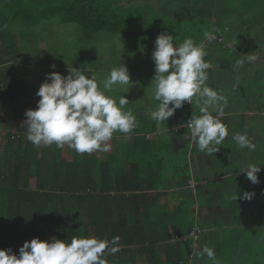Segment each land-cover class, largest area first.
Segmentation results:
<instances>
[{"label":"trees","instance_id":"obj_1","mask_svg":"<svg viewBox=\"0 0 264 264\" xmlns=\"http://www.w3.org/2000/svg\"><path fill=\"white\" fill-rule=\"evenodd\" d=\"M138 1L0 0V65L11 62L5 58L21 51L24 64L38 63V58H33L26 48L36 33L21 28L38 26L44 33L54 22L76 25L86 43L121 37L131 40L135 47H142L155 44L161 33L172 34L174 45L186 37L204 47L212 40L211 17L178 18L161 13L156 1L144 4ZM183 1L187 4L185 10L194 8L189 4L191 0ZM255 1L246 0V9ZM11 25L20 28L19 36ZM33 44L39 50L43 42L39 46ZM111 49L112 58L118 60L114 45ZM53 62L55 59L48 58L39 64L47 66ZM150 70L155 71L154 64ZM39 87L30 86L27 78H20L13 69L0 71V107L10 108L15 124L23 127L19 135L13 132L3 135L0 126V139L6 138L0 154V248H11L18 254L19 247L35 237L70 242L73 236L108 240L118 236L120 251L114 255L106 253L107 264H190L194 250L190 234L196 215L183 204L184 213L179 206L180 212L167 206H160L163 209L159 214L155 212L158 203L153 202L152 189L157 186L156 180L157 184L162 183L160 178L156 176L150 181L143 177L129 185V176L118 178L115 181L125 182L126 186L114 193L116 186L109 189L103 181L107 175L103 169L106 162L90 159L86 154L74 156L76 151L67 145L35 146L27 140L25 111L32 109L33 100L40 99L36 95ZM131 133L146 132L137 123ZM174 227L179 232L177 239L172 233Z\"/></svg>","mask_w":264,"mask_h":264},{"label":"crops","instance_id":"obj_2","mask_svg":"<svg viewBox=\"0 0 264 264\" xmlns=\"http://www.w3.org/2000/svg\"><path fill=\"white\" fill-rule=\"evenodd\" d=\"M217 1L223 5L218 10L215 9ZM245 1L213 0L208 3L209 6L214 5L209 14H203L197 8L185 10L187 4H182L183 8L179 10L181 16H209L213 21L211 35L215 37L204 49L208 52L212 41L217 47V54L211 55V59L206 58L217 72L207 70L206 83L227 99L222 122L228 128V136L219 146V151L213 154L201 152L194 141L185 138L188 129L181 125H186L191 117L190 109H193L194 115L200 114L196 97L192 104L185 101L183 107L167 121L156 122L149 115L158 104L154 98L144 93H141L144 98L129 96L123 87H114L115 98L127 97L129 103L125 110L136 116L138 125L146 133H130L126 139L125 134L116 132L107 142V151L84 153L90 159L107 163L103 168L107 173L103 181L108 183L109 189L116 186L114 193L126 186L125 182L117 183L115 180L118 178L129 176V185L136 184L143 177L152 181L157 176L162 182L157 184L155 179L154 185L157 186L152 189L153 202L158 203L157 214L163 209L160 206L180 209L184 213L182 204L195 213V225L203 231L198 238L191 236L194 250L189 257L190 264H212L206 255L196 256V252L205 245L215 250L219 264H264V0H256L248 9ZM174 12L176 10L173 9ZM248 56L253 59L247 60ZM241 58L245 60L243 66L236 67L235 62ZM112 59L106 69L97 66L96 71L103 75L124 64L130 74L144 73L151 79L154 77L155 71L150 70L152 66L135 67L119 59L113 65ZM30 65L36 67L32 63ZM224 70L230 71L227 79H224ZM236 133H246L255 144V149L239 148L232 139ZM75 155L79 154L75 152ZM249 163L261 168L257 184H253L246 178V173L239 170ZM245 191L255 193L251 200L240 199L239 196L236 201L233 200L236 192L242 195ZM183 228L186 231V226ZM172 233L176 238L179 233L176 227Z\"/></svg>","mask_w":264,"mask_h":264},{"label":"clouds","instance_id":"obj_3","mask_svg":"<svg viewBox=\"0 0 264 264\" xmlns=\"http://www.w3.org/2000/svg\"><path fill=\"white\" fill-rule=\"evenodd\" d=\"M205 37L209 34L205 33ZM206 55L203 44H197L191 37L174 45L172 34L157 36L152 52L155 74L151 84L158 104L149 115L156 122L167 121L185 101L192 104L196 97L200 114L192 115L187 124L181 126L188 129L186 139L194 141L201 152L213 154L228 136V128L222 122L227 99L206 83L207 70L211 67L205 60ZM252 59L247 57L249 61ZM244 62V58L238 59L236 67L243 66ZM130 82L124 64L113 67L99 84L95 75L87 76L75 67L66 76L57 71L48 73L36 92L40 98L37 107L25 111L23 123L27 127V140L35 146L55 144L57 148H64L67 145L78 154L107 151V142L114 133L125 134L127 139L137 125L136 116L125 110L129 103L127 97L122 95L117 100L106 94L114 86ZM232 139L241 149H255L246 133H236ZM239 170L246 173L253 184L260 182L257 175L260 166L249 163ZM254 195L249 191L242 195L236 192L233 200L238 196L251 200ZM119 239L118 236L111 240L73 236L69 242L55 237L50 240L35 237L25 241L18 254L11 248H0V264H107L106 253L114 255L120 251ZM205 255L212 264H219L212 247L205 245L196 252L197 257Z\"/></svg>","mask_w":264,"mask_h":264},{"label":"rangeland","instance_id":"obj_4","mask_svg":"<svg viewBox=\"0 0 264 264\" xmlns=\"http://www.w3.org/2000/svg\"><path fill=\"white\" fill-rule=\"evenodd\" d=\"M155 1L156 4H158V9L161 13L172 14L173 16L175 15L178 18H183L178 11H176L178 13L177 14L176 12L173 13V10H171L173 9V7L178 10L180 8H183L182 4H185L183 3L185 2L183 0H172V2H169V0L164 2L163 0H139L138 3H154ZM222 1L225 2V0ZM209 2H213V0H191L189 4L191 7L199 9L198 11L202 12L203 14H209L208 11L210 10L209 12L211 13V9L214 8L213 4L209 6ZM221 4V2H218L217 6H215V9H221L223 7V5ZM194 16L195 15H185L186 18H192ZM12 28L17 36H19L20 28L18 29L14 26H12ZM21 29L27 32H31L32 30H34L36 33L33 34V38H31L30 44L26 45V48L30 51L32 57L38 58V63H34L36 67H31L30 64H24L23 51H21L19 54L13 56H11L12 54L8 53V56H11L10 58L15 57L18 60L11 61L8 65L1 66V68L2 70H5L7 68L15 70L17 74H20V78H27L30 86H40L44 82L46 75L52 71L60 72L62 75L66 76L68 75L69 70H71L73 67L77 68L79 71L84 72L87 76L95 75L99 84L100 81L109 73H104L102 75L99 73V71H96L98 69L95 68L97 66L101 68L102 66L104 69H106V66H109L108 64L112 58V45H114L116 56L120 61L128 60L135 67H140L142 65H146L148 67L154 64V61L152 59V52L155 44L135 47L131 40L121 37H114L104 40L98 39L90 43H86L82 41L81 35L76 25L60 24L58 22H54L53 24L47 26V31L44 33L41 32L40 27L38 26H34L31 28L24 27ZM33 42H35L37 46H39L40 42H43V44L38 50L34 48ZM226 46L229 45L227 44ZM19 49L22 50L23 48L19 47ZM217 52L218 49L217 47H215V45H213L212 41V45L209 51L206 52L207 55L205 56V60L207 61V57L210 58L211 55L214 56L215 53L217 54ZM48 58H53V60L55 59V62H53L55 64L48 63L46 64L47 66H40L39 62L48 60ZM114 59L115 58H113V61L115 63L116 61ZM209 64L211 65V67L208 69V71L217 72L215 66L212 67V63ZM52 65H55V68H53ZM224 71L226 72L224 79H227L229 75L228 73L230 71ZM130 80L131 82L129 85H116L114 87H123V89L128 92L129 96L144 98L145 96L141 94L144 93L147 97L153 98L154 85L151 84V77L146 76V74L144 73H139L138 75L130 74ZM252 90L255 89L253 88ZM133 91H135L136 93H133ZM106 94L116 97L115 92L113 91H108L106 92ZM140 101L143 100L140 99ZM33 103L34 105L32 106V108L35 109L37 107V101L33 100ZM0 126L2 127L3 135L7 132L22 133L23 129V127L15 124L13 120L12 110L9 108L7 111V109H3V107L2 109H0ZM5 141L6 138L5 136H3L0 139V154L3 152Z\"/></svg>","mask_w":264,"mask_h":264},{"label":"built area","instance_id":"obj_5","mask_svg":"<svg viewBox=\"0 0 264 264\" xmlns=\"http://www.w3.org/2000/svg\"><path fill=\"white\" fill-rule=\"evenodd\" d=\"M0 71H1V67H0ZM187 102V101H186ZM189 103V102H188ZM193 109H190V113H191V115L193 114ZM191 118V117H190ZM190 118H188L187 119V121H186V124H187V122H188V120L190 119ZM202 228L200 227V226H197V225H195V227L192 229V231H191V234H190V236H192V237H194V238H198L199 237V235L202 233Z\"/></svg>","mask_w":264,"mask_h":264}]
</instances>
